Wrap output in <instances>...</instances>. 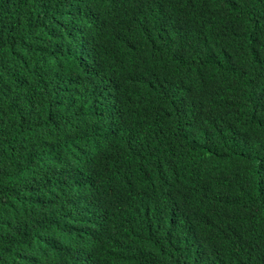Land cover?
Segmentation results:
<instances>
[{
    "label": "trees",
    "instance_id": "1",
    "mask_svg": "<svg viewBox=\"0 0 264 264\" xmlns=\"http://www.w3.org/2000/svg\"><path fill=\"white\" fill-rule=\"evenodd\" d=\"M0 264H264V0H0Z\"/></svg>",
    "mask_w": 264,
    "mask_h": 264
}]
</instances>
